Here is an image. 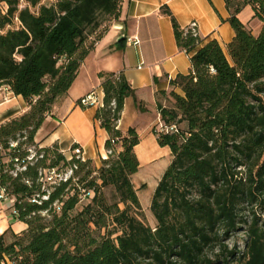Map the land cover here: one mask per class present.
<instances>
[{
  "label": "trees",
  "instance_id": "1",
  "mask_svg": "<svg viewBox=\"0 0 264 264\" xmlns=\"http://www.w3.org/2000/svg\"><path fill=\"white\" fill-rule=\"evenodd\" d=\"M41 1L0 0V87L8 86L28 107L0 126V186L27 226L12 233L9 244L7 231L0 235V264H264V0H225L234 38L225 50L216 41L198 49L189 73L171 82L170 105L158 106L164 130L156 126L153 133L171 162L151 200L154 229L140 219L131 181L139 169L138 135L117 128L125 100L134 97L122 74H98L103 106L95 119L111 152L100 168L67 158L56 144L27 160L23 146L37 147L36 133L93 50L89 37L118 19L121 7V0ZM246 6L262 24L257 36L237 17ZM162 12L177 47L190 54L200 38L182 29L167 8ZM60 166L69 178L45 190L46 176ZM242 228L243 252L230 249L225 242Z\"/></svg>",
  "mask_w": 264,
  "mask_h": 264
},
{
  "label": "crops",
  "instance_id": "2",
  "mask_svg": "<svg viewBox=\"0 0 264 264\" xmlns=\"http://www.w3.org/2000/svg\"><path fill=\"white\" fill-rule=\"evenodd\" d=\"M164 8L182 29L196 23L201 44L190 54L177 47L171 20L162 12ZM230 15L225 0H121L118 19L106 21L89 37L87 43L93 45V50L82 62L70 90L62 97L60 116L54 114L59 104L55 103L36 133L34 141L37 146L47 148L56 144L67 158H70L72 148L78 146L84 159L96 165L106 159L108 134L95 119L98 108L82 109L77 102L92 92L97 93L102 101L98 74L115 73L122 74L134 90V97L125 100L117 128L122 132L133 128L138 135L139 143L134 147L139 162L137 173L142 166L155 165L163 154L170 155L167 147H159L153 133L159 123L158 106L170 105L171 82L178 75L189 73L190 57L198 49L216 41L225 50L235 36L228 22ZM253 16L251 9L245 17L248 18H244L246 21L251 17L248 23L242 20V11L237 17L257 36L262 24L253 28V20H256ZM132 37H136L139 43L128 46L126 39ZM173 90L183 96L179 88ZM137 105H141L144 111H140ZM26 112L28 107L20 96H15L8 86L0 87V126ZM54 120L57 123L51 132L41 139L40 131L44 124ZM158 182L154 184L155 188ZM26 228L23 224L19 232L13 233L20 234Z\"/></svg>",
  "mask_w": 264,
  "mask_h": 264
},
{
  "label": "rangeland",
  "instance_id": "3",
  "mask_svg": "<svg viewBox=\"0 0 264 264\" xmlns=\"http://www.w3.org/2000/svg\"><path fill=\"white\" fill-rule=\"evenodd\" d=\"M235 3H237L239 0H233ZM55 0H42L40 5H45V6H50L52 4H54ZM26 6V4L24 2L20 3V8H24ZM2 9H5L3 6H1ZM39 9V6L36 8H31V12L33 13H37ZM251 12V8L250 7H245L242 10V20H244V18L248 15V13ZM249 17V16H248ZM247 17V18H248ZM245 18V19H247ZM251 18V17H250ZM248 20H251V19ZM248 20H244L246 23H248ZM255 21L252 25V27H256V26H260V22L259 20H253ZM251 21V22H253ZM18 26V23L15 21L13 24V28H16ZM49 81V80H47ZM264 97V96H262ZM60 101H62L61 99H58L56 101V103H59L56 108H55V112L54 114H56V116H60L61 112H62V103L60 104ZM53 120V119H52ZM57 123L56 120H54V122L50 123V122H46L44 124V127L41 129L40 134H41V139L44 138L45 136H47V134H49V132H51L52 128L54 127V124ZM23 149H26L28 152V157L27 160H32L35 156L36 158H40L41 153H37L38 150H40L41 148H39V146L37 147H25L23 146ZM60 152V150H59ZM61 153V152H60ZM35 160V158H34ZM171 162V158L169 153L168 154H163L160 158V160H158V162L153 165L152 167H144L142 166V169L139 171V173H137L136 175H133V177L131 178V181L133 183V186L135 188V190H137V196L142 208V214L140 216V219L144 222L145 225L149 226L150 228L154 229L156 227V221L154 220L152 213L150 211V205H151V200L153 197V193L155 191V183L161 179V177L163 176L164 172L166 171L167 167L169 166ZM95 166L97 168H100L101 164H98ZM58 171L52 172L49 175L46 176V179L44 180V188L47 191H51L55 186L58 185V183H60V181L62 180H66L69 178L70 176V171L69 169L65 170L64 168H62V166L58 167ZM22 168L17 167L16 171H21ZM48 177H50V179H47ZM77 179H75L73 181V183H75ZM81 188V186L79 187ZM103 194L105 196V198L108 200V202H113L112 200V196H113V191L110 188L104 189L103 190ZM86 202H83L82 204H84ZM12 205H13V201L11 199H7L5 201H0V234L4 233L7 229V233L5 234V243L9 244L11 241H13V237H12V233L16 232V231H20V229L23 227V224L21 222H19L16 219V216L14 215V212L12 210ZM120 208L123 209V206L120 205ZM43 217L47 216L45 214L42 215ZM48 219V218H47ZM243 227V226H242ZM112 227H110L109 229H111ZM244 228H242V230H239L238 232H236L229 240H227L225 242L226 245H228V247L230 249L232 248H237V250L243 252L244 250V240H245V233H244ZM102 233H104V231H102ZM216 252H214V254L211 255H215ZM219 264H223V263H219ZM230 264H235L234 261H231Z\"/></svg>",
  "mask_w": 264,
  "mask_h": 264
},
{
  "label": "built area",
  "instance_id": "4",
  "mask_svg": "<svg viewBox=\"0 0 264 264\" xmlns=\"http://www.w3.org/2000/svg\"><path fill=\"white\" fill-rule=\"evenodd\" d=\"M186 31H189L193 36H198L197 30H196V23H191L189 25V27L186 29ZM138 43H139V41L136 37L126 39V44L128 46H131V45L134 46V45H137ZM77 105L79 107H81L82 109H88V108H93V107L100 108L103 106L102 101H100L97 93H95V92H92V93L86 95L85 97H82L81 99H79L77 102ZM157 129L161 130V131L164 130L160 121L157 125ZM173 130H174V128H170V131H173ZM165 131H166V129H165ZM10 146L15 147L16 144L12 143ZM106 153H107V156L111 154V152H109V151L108 152L106 151ZM72 155H74L77 159H80L81 161L85 160L83 157V151L78 146H74L72 148V150L70 152V157ZM22 170H23V168H22ZM7 199H10L8 193L6 192V190L3 187L0 186V201H5ZM56 208H57V206H56Z\"/></svg>",
  "mask_w": 264,
  "mask_h": 264
}]
</instances>
